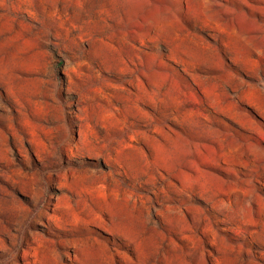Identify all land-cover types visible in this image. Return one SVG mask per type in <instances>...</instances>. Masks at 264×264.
<instances>
[{"label": "rangeland", "instance_id": "374dc122", "mask_svg": "<svg viewBox=\"0 0 264 264\" xmlns=\"http://www.w3.org/2000/svg\"><path fill=\"white\" fill-rule=\"evenodd\" d=\"M0 264H264V0H0Z\"/></svg>", "mask_w": 264, "mask_h": 264}]
</instances>
